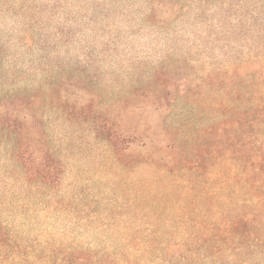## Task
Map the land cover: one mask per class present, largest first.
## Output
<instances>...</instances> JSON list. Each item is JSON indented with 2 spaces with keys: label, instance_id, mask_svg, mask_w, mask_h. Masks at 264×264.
<instances>
[{
  "label": "rangeland",
  "instance_id": "obj_1",
  "mask_svg": "<svg viewBox=\"0 0 264 264\" xmlns=\"http://www.w3.org/2000/svg\"><path fill=\"white\" fill-rule=\"evenodd\" d=\"M262 93L264 0H0V264L264 223L246 176L182 167L215 159L222 122L246 151Z\"/></svg>",
  "mask_w": 264,
  "mask_h": 264
},
{
  "label": "trees",
  "instance_id": "obj_2",
  "mask_svg": "<svg viewBox=\"0 0 264 264\" xmlns=\"http://www.w3.org/2000/svg\"><path fill=\"white\" fill-rule=\"evenodd\" d=\"M250 101L255 104L248 108L246 115V151L241 147L243 139H231L228 126L222 122L215 159L211 162L195 159L185 162L182 167L187 173L202 177L208 174L215 177L246 176L248 189H264V93L251 96ZM241 123L240 118V126ZM100 133H106L102 134L103 140L115 152L120 151L119 136L115 132L100 130ZM168 231L170 234L182 233L183 237L171 240L152 238L136 244L134 253L118 259L99 253H83L77 258H55L49 264H225L223 261L227 259L245 264L248 263V254L259 253L264 258V223L243 219L227 224L192 222Z\"/></svg>",
  "mask_w": 264,
  "mask_h": 264
}]
</instances>
